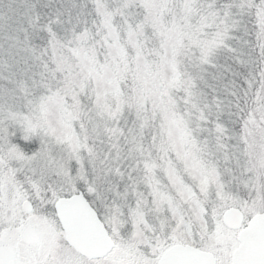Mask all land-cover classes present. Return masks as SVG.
<instances>
[{
    "label": "snow or ice",
    "instance_id": "snow-or-ice-1",
    "mask_svg": "<svg viewBox=\"0 0 264 264\" xmlns=\"http://www.w3.org/2000/svg\"><path fill=\"white\" fill-rule=\"evenodd\" d=\"M0 264H264V0H0Z\"/></svg>",
    "mask_w": 264,
    "mask_h": 264
}]
</instances>
